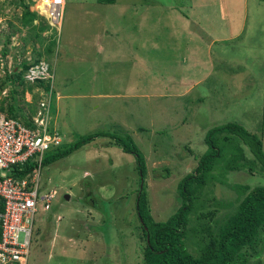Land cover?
Masks as SVG:
<instances>
[{
	"label": "rangeland",
	"instance_id": "374dc122",
	"mask_svg": "<svg viewBox=\"0 0 264 264\" xmlns=\"http://www.w3.org/2000/svg\"><path fill=\"white\" fill-rule=\"evenodd\" d=\"M21 10L19 0H0V50L6 48L0 65L8 72L20 61L16 41L29 42L24 52L32 53L28 61L33 63L42 50L33 40L39 35L51 38L53 87L59 91L50 100L54 129L64 142L96 131L127 134L143 154L153 221L164 220L179 206L178 180L194 173L197 157L207 148L203 137L209 128L241 126L258 140L264 158V0H65L57 41V29L51 25L39 34L32 27H38V17L30 25L16 26ZM71 27L88 32L85 39L102 30L111 40L103 45L123 55L99 57L100 71L91 77L95 52L81 43L82 34L68 30ZM12 31L15 38L7 36ZM6 88L0 103L8 102L10 86ZM31 93L24 91L19 101L23 108ZM216 137L224 149L211 170L214 177L196 190L188 213L184 245L194 256L203 228L214 233L246 192L237 198L240 185H264V159L255 158L234 132L221 130ZM111 141L96 137L42 168L43 189L55 194L49 210L35 215L27 264H143L134 208L135 161ZM227 143L237 147L227 148ZM239 151L243 158L237 160L250 165V173L245 166L224 169L231 154ZM207 209L212 217L197 218ZM252 245L242 264H256V258L264 264L261 231ZM255 250L257 257L251 256Z\"/></svg>",
	"mask_w": 264,
	"mask_h": 264
},
{
	"label": "trees",
	"instance_id": "16d2710c",
	"mask_svg": "<svg viewBox=\"0 0 264 264\" xmlns=\"http://www.w3.org/2000/svg\"><path fill=\"white\" fill-rule=\"evenodd\" d=\"M99 3L109 4L113 3L114 0H96ZM22 6V12L16 15L19 18V24L27 26L31 24L34 17L40 19L38 27L32 24V27L40 31L46 28V23L41 21V17L37 16L36 13L28 11V5L19 0ZM10 26L14 29L16 26L10 23ZM19 34L21 38L22 33ZM16 33L11 32L8 37L13 36L15 38ZM24 37V36H23ZM22 37V38H23ZM38 41L35 39L33 42L40 43L42 47L41 55L46 68L51 70V74L54 75L52 65V52L53 43L51 38L41 37ZM44 38L46 40H44ZM31 40V39H30ZM14 40L11 41V44ZM46 41V42H45ZM32 42V41H30ZM43 42H45L43 44ZM26 43L23 41H16L15 48H18V53H24V46ZM42 44V45H41ZM22 46V47H21ZM6 53V48L0 50V55L3 58ZM40 53V52H39ZM38 54L36 58H33V63L27 61H21L22 69L18 73L7 72L1 68L3 72L2 80H0V91L7 85L10 86L8 89L7 98L8 102L0 103V110L3 111L8 117L19 119L23 123H28V118L34 112V104L36 101V95L33 93L31 102L25 103L26 113L24 108L18 104L20 100H23V93L25 90L31 91L33 87H39L51 90L55 96L53 80L52 78L35 79L30 81L28 77H25L27 68L33 66L35 63H39L40 57ZM28 60V58H25ZM6 85V86H5ZM51 102V101H50ZM22 103V101H21ZM4 104V105H3ZM49 111L51 112V104L49 103ZM221 130H228L236 133V135L245 143L248 144L250 151L253 153L255 158L259 160L260 155L259 142L253 134L246 132L241 126L233 124H221L209 128L203 137L204 144L206 145L205 151L200 153L197 157V163L194 167V173L186 174L182 176L177 183V195L179 198V206L171 212L162 221H153L148 211L147 193L145 190L144 183V160L143 154L137 148L133 140L126 134L125 136H115L113 133L96 131L86 135L78 136L75 141L64 142L58 146L48 149L43 156V165L55 162L73 151L80 149L86 143L94 140L96 137H107L111 139V143L120 148L122 152L129 153L133 156L135 161V167L138 175V187L136 189L134 198V208L136 218L139 222V230L141 232L142 245L140 248L141 261L143 264H242L245 261V254L247 250L253 251V239L259 231L264 235V185L255 186L249 188V186L243 184L240 185V189L237 190L238 195L242 194L246 190L243 196L238 198V203L233 209L231 214H226L217 226V230L212 233L208 227L203 228V234L199 236L198 252L194 256L188 252L184 245V238L188 231V213L192 209V201L196 190L200 189L209 178H213L212 171L216 165V160L220 157L221 151L224 147L220 146V139L216 137V133ZM109 135V136H108ZM224 141L229 140L227 135H223ZM225 146L232 147L236 144L227 143ZM239 150V148H237ZM216 157V158H215ZM230 160L225 163L224 169L240 170L241 167L245 166L246 170L250 173V165H245V162H239L238 158H243L240 151L238 155L232 153ZM262 157V156H261ZM263 158V157H262ZM264 159V158H263ZM225 160V161H226ZM81 161H83L81 159ZM260 161V160H259ZM80 162V161H79ZM261 168L264 169V162H260ZM76 165V164H74ZM167 173V168H164ZM236 187V185H234ZM218 205H224L219 204ZM203 211V210H202ZM197 218H205L213 215L212 210H204V212H198ZM246 252V253H244ZM258 251L252 252L251 256L257 257ZM253 261L258 264L259 260ZM14 264V263H13Z\"/></svg>",
	"mask_w": 264,
	"mask_h": 264
},
{
	"label": "built area",
	"instance_id": "2783aa9c",
	"mask_svg": "<svg viewBox=\"0 0 264 264\" xmlns=\"http://www.w3.org/2000/svg\"><path fill=\"white\" fill-rule=\"evenodd\" d=\"M42 2L47 24L58 33L63 0ZM39 60L25 72L30 81L53 77ZM36 88L37 108L27 124L0 112V264L26 263L35 215L53 196L39 188L41 159L61 138L48 127L51 90Z\"/></svg>",
	"mask_w": 264,
	"mask_h": 264
},
{
	"label": "clouds",
	"instance_id": "9594fccd",
	"mask_svg": "<svg viewBox=\"0 0 264 264\" xmlns=\"http://www.w3.org/2000/svg\"><path fill=\"white\" fill-rule=\"evenodd\" d=\"M23 2L26 4L27 3V5H28V11H30V12H34V13H36L37 14V16H39V17H41V21L42 20H44V22L46 23V25H48L47 24V18L44 16V11H43V9H44V3L45 2H42V0H23ZM35 2H37L38 4H37V6L35 7V5H34V3ZM109 4H111V3H109ZM64 6H65V0H63V4H62V15H61V19H60V23H59V27H58V33H55L54 35H55V40L57 41L58 40V36H59V29H60V25H61V22H62V19H63V13H64ZM48 34H53V33H48ZM53 36V35H52ZM32 53H29V52H24V53H22V55H21V59H20V61L19 62H17L15 65H12V69H10V70H8V72H12V73H18L21 69H22V66H21V61H27L28 63H30L28 60H25V58H28L30 55H31ZM36 58V57H35ZM43 58V56H40L39 58H38V60L39 59H42ZM31 64V63H30ZM1 66V68H3V69H5L6 70V68H5V64L3 63V65H0ZM18 66H20V67H18ZM28 69V68H27ZM2 74H3V72H2ZM7 90V88L6 87H4V88H2L1 89V91H0V94L2 95V94H5V91ZM31 91H32V93L31 94H35L36 95V101H35V104H34V112H35V110H36V108H37V102H38V99H39V93H38V90H37V88L36 87H33L32 89H31ZM30 91V92H31ZM57 96V93L55 92V97ZM31 97H32V95H31ZM31 97H29L28 99H25V101H26V103H29V102H31ZM50 100H51V97H50ZM22 101V100H21ZM19 102V101H18ZM50 103V102H49ZM18 104H20V102L18 103ZM26 109V108H25ZM0 112L1 113H3L5 116H7L3 111H1L0 110ZM24 112L26 113V110H24ZM34 112H33V114H34ZM33 114L31 115V116H33ZM49 120H48V127L50 128V129H54V127H53V121H52V116H51V113H50V111H49ZM31 116L28 118V120H30V118H31ZM8 117V116H7ZM12 118V117H11ZM19 120V119H18ZM55 130V129H54ZM56 131V130H55ZM57 133V132H56ZM58 135H59V137L61 138L60 139V143L59 144H61V142H62V140H63V137L59 134V133H57ZM58 144V145H59ZM58 145H56V146H58ZM53 147H55V146H53ZM50 148H52V147H50ZM49 148V149H50ZM47 151V150H46ZM45 151V152H46ZM44 152V153H45ZM43 156H44V154H43ZM44 167V165H43V157H42V159H41V169H40V171L42 170V168ZM40 182H41V173H40ZM41 190L43 189V184L42 183H40V187H39ZM43 190H45V189H43ZM48 192H53V196H54V194H55V192H54V190H47ZM52 196V197H53ZM64 196V195H63ZM64 198V197H63ZM52 199V198H51ZM51 199H50V202H51ZM49 208H50V203H49ZM49 208L47 209V210H45V211H43V210H40V209H38V211H37V213L38 212H41V213H46L48 210H49ZM57 218L59 219V216H57ZM36 224V221L34 222V225ZM33 230H34V228H33ZM33 230H32V232H33ZM32 234V233H31ZM31 237V236H30ZM51 239H52V237H51ZM30 246V245H29ZM45 254V253H44ZM28 257H29V252H28V256H27V259H26V263L25 264H27V260H28ZM43 258H45V259H47V257L45 256V257H43Z\"/></svg>",
	"mask_w": 264,
	"mask_h": 264
},
{
	"label": "crops",
	"instance_id": "0c3cea01",
	"mask_svg": "<svg viewBox=\"0 0 264 264\" xmlns=\"http://www.w3.org/2000/svg\"><path fill=\"white\" fill-rule=\"evenodd\" d=\"M85 12L87 14H92L89 10H87ZM68 30H70L73 33L82 34L83 38L80 39L81 43H83V45H85V46H87V44H90V46L92 48V51L95 52L94 53V58L90 62L91 70L93 72L95 71V74L93 72H91V74H92L91 77H96V72L100 71V68H97L98 64L96 63L98 61L99 57H108V58H110L111 57L110 55H115V57H119V56L123 55L117 49L113 50V49H110L109 47H107L106 44L103 45V41L104 40L107 41V42H111V40H110V37L107 38V39L104 37V35L102 33V30L94 32L90 36V38H88V39H85L88 36V34H89L88 32L86 34H83L82 32H79L78 28H73V27L68 28ZM64 37H67V36H64ZM110 50H112V51L110 52ZM114 58H110V59H114ZM57 92L59 93V91H56V93ZM49 251L50 250L48 249V252ZM45 260H47V259H45Z\"/></svg>",
	"mask_w": 264,
	"mask_h": 264
},
{
	"label": "water",
	"instance_id": "95a60500",
	"mask_svg": "<svg viewBox=\"0 0 264 264\" xmlns=\"http://www.w3.org/2000/svg\"><path fill=\"white\" fill-rule=\"evenodd\" d=\"M66 200H67V198H68V195L67 194H64V196H63Z\"/></svg>",
	"mask_w": 264,
	"mask_h": 264
}]
</instances>
